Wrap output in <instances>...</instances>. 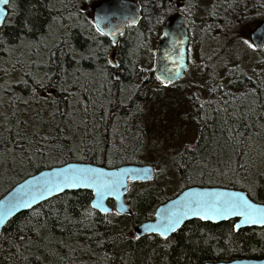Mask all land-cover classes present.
Here are the masks:
<instances>
[{
    "label": "trees",
    "instance_id": "1",
    "mask_svg": "<svg viewBox=\"0 0 264 264\" xmlns=\"http://www.w3.org/2000/svg\"><path fill=\"white\" fill-rule=\"evenodd\" d=\"M98 1L9 2L0 28V38L7 41L0 48V198L24 177L69 161L106 167L159 165L163 155L157 161L149 157L151 143L160 145L162 140L147 133V104L179 91L193 69L189 59L181 80L164 83L155 76L156 47L167 17L184 14L191 38L199 33L194 44L229 38L235 26L243 27L236 37L241 42L248 30L244 28L264 19V0H136L139 22L114 43L96 31L92 9ZM62 38L70 49L60 44L68 53L61 57L56 46ZM89 50L91 58L77 55L87 56ZM251 50L257 56L248 72L212 64L225 72V80L208 86L207 96L191 97L190 121L198 127V137L188 145L198 151L177 154L176 162L183 167L174 165V194L168 196L166 185L157 189L156 171L149 181L131 182L141 184L135 193L130 187L127 201L133 212L117 215L115 210L103 214L92 209L89 190L65 191L19 212L3 226L0 264H199L264 257V226L235 229L234 220L186 221L168 238L167 248L157 234L134 233L135 225L153 218L160 203L191 185L239 188L264 202V47ZM219 59H227L226 52ZM61 62L67 74L58 78L60 69L53 65ZM200 72L204 76V64ZM46 74L55 86L38 87L33 96L34 81L47 84ZM138 106L143 110L136 111ZM144 143L148 149L141 147ZM182 156L191 157V163Z\"/></svg>",
    "mask_w": 264,
    "mask_h": 264
},
{
    "label": "water",
    "instance_id": "2",
    "mask_svg": "<svg viewBox=\"0 0 264 264\" xmlns=\"http://www.w3.org/2000/svg\"><path fill=\"white\" fill-rule=\"evenodd\" d=\"M8 3H4L3 0H0V28L4 25L7 17H8ZM141 17V7L136 0H100L98 1L93 9H92V18L100 31L107 36L112 42L117 43L120 40L121 35L125 32L126 28L130 25H134L139 22ZM135 20V23L131 21ZM119 29L118 31L116 29ZM110 31H114L115 35H110ZM249 37L257 49H261L264 47V19L259 21V23L250 30ZM191 36H190V22L188 18L180 13L174 12L169 15L164 23L162 36L159 39L156 47L155 54V63H154V74L156 77H160V81L167 83L169 82L167 77L169 73H171V81L176 82L181 80L186 72L189 69V44H190ZM165 67L169 70L165 72ZM70 167L76 168H85V167H102L106 172L119 171L120 169H140V168H149L152 170V176H155L156 167L150 163H125L115 167H106L103 165L85 162V161H69L59 165H53L50 167H45L40 169L39 171L30 174L20 181H18L13 187H11L1 198H0V210H3L5 206V201H7L10 197H24L25 193L32 190L34 195H37V199L32 203L30 207H22L16 209L12 212L11 215L5 218V222L3 225H0V231L3 226L16 214L21 211L28 210L33 208L34 206L52 198L62 193L53 192L51 195L44 193L43 196L36 192V187L38 184H42L44 180L52 177L53 174L59 172L61 169H68ZM136 181H149V180H128L127 187L122 188L120 199L117 200L115 196L106 197L104 200V205L110 211L115 210L121 214H129L128 210L130 209L131 213L133 212L132 207L126 200V195L129 190V186L131 182ZM84 189L89 190L93 194L92 201L94 199V190L89 189L84 186H80L75 189L68 190H78ZM66 190V191H68ZM201 192H238L246 199H249L251 202L264 206V202L256 201L252 199L246 190L220 186V185H191L184 189H182L175 196L170 197L160 203L155 210L154 216L151 219L143 220L138 223L134 227V233L137 237H143L148 234L155 233H146L144 231L143 225L145 223H156L161 219L160 216L157 215L158 212H164L165 210L172 211L173 205L181 201L185 198L187 193H201ZM27 198V197H25ZM113 200L114 204H109L108 200ZM91 201V204H92ZM100 213L106 214L99 209H95ZM199 219V218H188L186 219L181 226L189 220ZM226 220H234V224L238 223L239 217H230L228 219H212V220H203L210 221L213 223L226 221ZM180 226V227H181ZM262 227L260 225H242V227ZM179 227V228H180ZM178 228V229H179ZM177 229V230H178ZM236 229V228H235ZM176 230V231H177ZM174 233V232H173ZM173 233H170L172 235ZM169 235V236H170ZM199 264H264V257L261 258H236L229 261H205Z\"/></svg>",
    "mask_w": 264,
    "mask_h": 264
},
{
    "label": "snow or ice",
    "instance_id": "3",
    "mask_svg": "<svg viewBox=\"0 0 264 264\" xmlns=\"http://www.w3.org/2000/svg\"><path fill=\"white\" fill-rule=\"evenodd\" d=\"M4 3H8V0H3ZM135 23V20L131 21ZM27 27V26H26ZM31 31V28H27ZM119 30L118 28L116 29ZM97 32L100 31L99 28L96 29ZM110 35H115L114 31H110ZM115 42V41H114ZM7 43L3 38H0V48H3ZM64 44L69 47L68 41L66 39H61L57 44V50L59 55L62 57L67 55L63 48L59 45ZM80 59L91 58L94 55L92 50H89L87 56L83 54H77ZM75 60V57H74ZM78 63V62H77ZM108 63L115 68H119V65L115 60H109ZM59 67L60 71L57 73L58 78H62L67 73L63 69L62 62L58 65H53V67ZM79 71V68H77ZM169 70L165 67V72ZM45 80H35L34 86L32 88V95L35 96L36 89L38 87L55 86L56 81L48 77L46 74ZM160 80V77H157ZM168 81H171V73L167 77ZM20 83L24 84L25 87L28 86L26 80H21ZM64 90V89H62ZM27 103V101H25ZM141 107H137L136 111H142ZM144 149L149 148L148 143L141 145ZM183 149L188 152L190 149L193 152L198 151L196 148H191L190 145L184 144ZM186 163H191V157L182 156ZM205 159V157H201ZM172 163L177 168L183 167V165L176 162V157H171ZM203 167H207L204 164ZM240 169L246 167V165H238ZM156 171L158 174L162 175L166 168H160L157 166ZM223 175L224 173L221 172ZM235 175V172H233ZM203 175V172H201ZM151 180L153 179L152 170L149 168L140 169H120L119 171L106 172L102 167H85L76 168L70 167L68 169H61L59 172L53 174L52 177L44 180L42 184H38L36 187V192L43 196L44 193L51 195L53 192L62 193L68 189H75L80 186L87 187L94 190V199L92 201V209H99L102 212H109L110 210L105 207L104 200L106 197L115 196L117 200L120 199L121 189L127 187L128 180ZM27 197V198H25ZM37 199V195L32 193V190L25 193L24 197L13 196L5 201V206L3 210H0V225H3L5 218L12 214L16 209L22 207H30L32 203ZM129 215L131 214L130 209L128 210ZM91 212H86V216H90ZM119 215V213H116ZM34 216H39V213L33 212ZM158 216L161 217L156 223H145L143 225L144 231L146 233H155L161 239L165 241L163 247L167 248L169 246V235L175 232L181 224L188 218H199V220H212L216 218L228 219L230 217H239L238 223L234 224L233 227L239 229L242 225H260L264 226V206L257 205L246 199L238 192H201V193H187L185 198L181 201L176 202L173 205V210L164 212H158Z\"/></svg>",
    "mask_w": 264,
    "mask_h": 264
},
{
    "label": "rangeland",
    "instance_id": "4",
    "mask_svg": "<svg viewBox=\"0 0 264 264\" xmlns=\"http://www.w3.org/2000/svg\"><path fill=\"white\" fill-rule=\"evenodd\" d=\"M194 19L195 28L193 31L196 32L199 29L201 14L199 12L195 14ZM259 21L252 26L249 25L244 28V31L248 30L241 42H236V37L242 33L243 27L235 26L232 35L220 41L210 39L204 40L202 43L195 42L194 44L199 33L196 32L193 34L189 45V56L191 60L193 59L191 74L181 82L179 91H171L162 101L148 102L147 108L150 110L148 111V120L146 124L148 129L147 133L153 135L155 138H161L162 140V144L160 145L151 143L150 149L148 150L150 151L149 157L157 161L163 155V159L159 165L152 164L156 169L157 166L167 169L162 175L158 174L156 176L155 184H157V189L166 185L165 188L168 192V196L174 194L178 189V179L171 157H177V154L183 149L184 144L192 143L198 137V127L190 121L191 97L194 94L205 97L207 96L206 90L208 86L225 80L223 75L225 72L222 69L219 71L215 70L212 64H222L225 69L228 67L231 69L237 68L247 70V72L249 71L248 69L255 64V60H253L254 57L257 56L255 51L252 52L251 50L254 44L249 37V32ZM218 48H221V50L217 51ZM215 52L221 55L226 52L227 59L221 61L219 59L220 54L217 56ZM203 64L206 67L204 76H202L200 72V65ZM255 67L261 68L262 66L261 64H256ZM130 185L131 193H135L137 189L141 188V184L139 183H131ZM129 191L126 196L127 200L128 197L131 196Z\"/></svg>",
    "mask_w": 264,
    "mask_h": 264
},
{
    "label": "flooded vegetation",
    "instance_id": "5",
    "mask_svg": "<svg viewBox=\"0 0 264 264\" xmlns=\"http://www.w3.org/2000/svg\"><path fill=\"white\" fill-rule=\"evenodd\" d=\"M175 232H176V231H175ZM175 232H174V233H175ZM171 236H172V235H170L169 237H171Z\"/></svg>",
    "mask_w": 264,
    "mask_h": 264
},
{
    "label": "bare ground",
    "instance_id": "6",
    "mask_svg": "<svg viewBox=\"0 0 264 264\" xmlns=\"http://www.w3.org/2000/svg\"><path fill=\"white\" fill-rule=\"evenodd\" d=\"M136 226V225H135Z\"/></svg>",
    "mask_w": 264,
    "mask_h": 264
}]
</instances>
